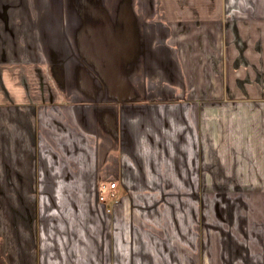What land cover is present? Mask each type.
Listing matches in <instances>:
<instances>
[{
    "label": "crops",
    "instance_id": "0c3cea01",
    "mask_svg": "<svg viewBox=\"0 0 264 264\" xmlns=\"http://www.w3.org/2000/svg\"><path fill=\"white\" fill-rule=\"evenodd\" d=\"M0 264H264V0H0Z\"/></svg>",
    "mask_w": 264,
    "mask_h": 264
}]
</instances>
